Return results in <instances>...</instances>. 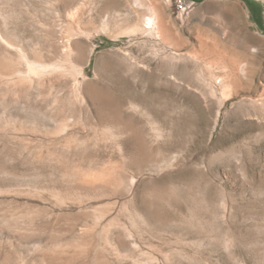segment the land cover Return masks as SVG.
<instances>
[{"label": "rangeland", "instance_id": "1", "mask_svg": "<svg viewBox=\"0 0 264 264\" xmlns=\"http://www.w3.org/2000/svg\"><path fill=\"white\" fill-rule=\"evenodd\" d=\"M0 264H264V0H0Z\"/></svg>", "mask_w": 264, "mask_h": 264}, {"label": "bare ground", "instance_id": "2", "mask_svg": "<svg viewBox=\"0 0 264 264\" xmlns=\"http://www.w3.org/2000/svg\"><path fill=\"white\" fill-rule=\"evenodd\" d=\"M145 30L151 37L157 40L163 39L165 24L157 10L154 8L145 20Z\"/></svg>", "mask_w": 264, "mask_h": 264}]
</instances>
